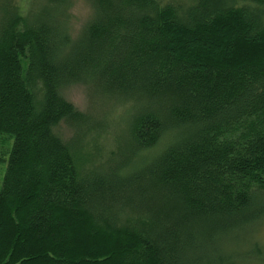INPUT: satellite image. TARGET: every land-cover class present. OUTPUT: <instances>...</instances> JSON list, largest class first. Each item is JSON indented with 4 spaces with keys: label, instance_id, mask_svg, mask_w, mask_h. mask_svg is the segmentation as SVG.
<instances>
[{
    "label": "trees",
    "instance_id": "obj_1",
    "mask_svg": "<svg viewBox=\"0 0 264 264\" xmlns=\"http://www.w3.org/2000/svg\"><path fill=\"white\" fill-rule=\"evenodd\" d=\"M85 1L74 30V0H0V264H236L264 218V0ZM95 130L113 150L83 152Z\"/></svg>",
    "mask_w": 264,
    "mask_h": 264
},
{
    "label": "rangeland",
    "instance_id": "obj_2",
    "mask_svg": "<svg viewBox=\"0 0 264 264\" xmlns=\"http://www.w3.org/2000/svg\"><path fill=\"white\" fill-rule=\"evenodd\" d=\"M27 0H18L22 5ZM197 0H160V3H180L184 6L196 3ZM70 13L72 14V23L74 30H77L82 22L88 18L90 14V6L85 0H74L73 6L70 8ZM65 97L73 102L78 109L86 112L92 116H101L100 109L104 110L107 105L110 106V102L107 99L98 97H91L88 88L81 84H74L69 86L64 91ZM97 111L94 112V109ZM121 108L115 106V108L109 110V116L107 120L111 119L112 116L118 114V110ZM103 113V112H102ZM103 117V116H101ZM64 134L67 137L72 136V131L66 126L62 127ZM101 132V133H97ZM102 130L91 131L89 136L85 137L83 142V152L85 154H94L97 149H103L106 151L113 150V146L108 142V134H102ZM7 168V158L4 161H0V190L2 185V180L5 175ZM257 230L253 234L246 236L247 232H236L229 237L225 243L226 254H230L236 260V264H264V218L256 226ZM259 244V246L257 245Z\"/></svg>",
    "mask_w": 264,
    "mask_h": 264
}]
</instances>
